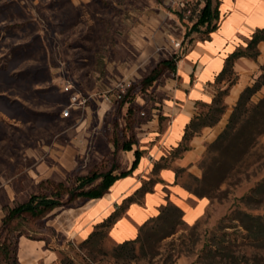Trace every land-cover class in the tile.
<instances>
[{
	"label": "rangeland",
	"instance_id": "rangeland-1",
	"mask_svg": "<svg viewBox=\"0 0 264 264\" xmlns=\"http://www.w3.org/2000/svg\"><path fill=\"white\" fill-rule=\"evenodd\" d=\"M201 5V0H0V219L5 209L30 195H52L55 186L51 182L61 184L60 202L69 204L55 208L42 220L14 225L23 232L18 238V264H168V258L175 257L188 231L179 216L174 218L173 233L153 224L132 249L119 256L106 229L91 244H82L56 230L50 221L60 210L77 205L78 197L72 200L70 196L79 190L82 178L113 167L114 174L123 171L117 161L121 149H116L113 140L132 139L134 128L150 118L145 105L139 106L135 99L157 100L154 88L173 71L147 89L140 82L161 60L178 58L193 39L204 37V26L187 33ZM159 31L163 37L156 40ZM177 42L179 47H174ZM66 84L88 100L84 108L62 117L69 104V93L63 89ZM258 92L260 99L264 87ZM103 99L110 108L104 114L102 132L95 130L87 138L88 153L75 170L62 169L57 161L60 153L69 151V141L86 118L89 129L97 126V101ZM209 106H200V112ZM104 141L113 150L102 147ZM93 148L100 150L99 158L90 155ZM258 165L212 193L211 205L200 220L201 233L213 229L236 207L237 198L264 175ZM239 207L264 212V202L258 209ZM226 230L236 243L243 241L240 227ZM21 237L38 242L34 253L25 246L19 250ZM239 249L264 264V249ZM190 261L180 256L172 264Z\"/></svg>",
	"mask_w": 264,
	"mask_h": 264
},
{
	"label": "crops",
	"instance_id": "crops-1",
	"mask_svg": "<svg viewBox=\"0 0 264 264\" xmlns=\"http://www.w3.org/2000/svg\"><path fill=\"white\" fill-rule=\"evenodd\" d=\"M217 9L216 29L205 31L203 38L193 39L184 53L179 54L175 70L154 88L157 100L145 101L142 96L135 99L139 106L145 105L150 118L134 128L129 149L117 152L120 169L128 173L116 179L102 195L80 197L77 205L56 213L50 221L56 230L76 241H84L98 225L115 214L107 227V235L111 242L118 244L134 239L139 227L168 204L180 208L187 224L204 216L209 201L195 196L190 188L202 176L200 161L206 145L214 141L224 128L239 94L251 85L264 63V41H259L255 58L242 56L234 61L232 70L236 82L223 97L226 109L218 123L202 127L184 140L186 126L200 113L199 107L210 105L217 92L226 88L225 80L217 81L226 58L246 47L252 34L264 27V0H219ZM158 33L156 40H161L163 34ZM257 94L259 92L254 95L256 99ZM97 104L99 123L89 129L90 122L86 118L78 125L68 143L69 151H62L57 159L62 169L75 170L82 155L88 153L87 138L95 130L102 132L103 117L110 104L104 99ZM102 145L113 150L110 142L104 141ZM182 145L187 148L178 150ZM90 155L99 158L101 153L93 148ZM141 188H145L143 194L129 201ZM37 243L21 237L19 250L25 246L34 253Z\"/></svg>",
	"mask_w": 264,
	"mask_h": 264
},
{
	"label": "trees",
	"instance_id": "trees-1",
	"mask_svg": "<svg viewBox=\"0 0 264 264\" xmlns=\"http://www.w3.org/2000/svg\"><path fill=\"white\" fill-rule=\"evenodd\" d=\"M201 2L197 18L189 27L188 34L198 32L202 26L205 27L206 32L213 31L217 27L219 0H201ZM259 41H264V27L252 34L246 47L234 51L226 58L224 67L217 77V81L225 80L227 82L226 88L217 92L206 112H200L191 119L185 129L184 140H188L198 133L202 127H211L218 123L226 109L223 97L227 94L229 87L236 82L232 65L236 59L242 56L255 58L258 55L256 46ZM177 59L174 56L161 60L143 77L140 82L142 88L147 89L162 75L174 71ZM259 69L260 74L255 78L253 84L247 85L239 94L224 128L214 141L206 145L205 153L200 161L202 176L195 180L190 188L195 196L207 198L209 207L210 199L213 198L212 193L220 189L222 184L228 183L235 176L244 174L255 164H259L258 167L264 169V143L262 142L264 137V96L257 102L252 100L254 95L264 87V63L260 65ZM126 95L127 93L120 96V99L125 98ZM130 141L131 137L125 138L121 143L114 139L113 144L116 149L124 150L129 149ZM186 148L187 146L182 145L178 150ZM204 157L206 158L204 159ZM135 163L136 161H134L133 167ZM114 169L113 167L101 173L92 172L85 176L79 182V190L73 192L70 197L92 198L102 195L116 179L128 173V171H121L114 174ZM96 180L98 182H95ZM51 184L55 186L52 195L33 194L25 202L5 209V213L0 219V264H18L16 254L18 238L23 235V232L15 229L16 223L25 224L30 221L42 220L48 217L55 208L69 205L60 202L59 196L63 194L64 190L60 188L61 184L53 182ZM199 185L202 187H198ZM144 191L145 188H141L135 193L136 197H130L128 200L138 199ZM68 200L67 202H70L71 198ZM237 200L239 203L235 204V208H231L228 214L221 217L213 229H205L203 233L200 232V220L204 216L192 224H187L182 219L180 208L173 204L163 206L156 216L151 217L139 227L138 234L134 239L118 243L113 248V252L119 256L127 252L128 249H132L133 245L142 239L145 230L153 224L159 225V228L162 229L168 227L169 233H173L174 218L179 216L180 220L188 226V231L175 257L168 258V264H172L180 256L191 258L189 264H258L260 258L255 255L248 257L239 248L244 246L258 250L264 249V212L251 213L250 210L241 209L239 204L245 207L252 205L258 209L264 202V175ZM114 218L115 214L98 225L82 241V244L94 242L102 229H106L107 232V227ZM237 227L243 230L241 235L243 241L240 244L229 238L232 233L226 230Z\"/></svg>",
	"mask_w": 264,
	"mask_h": 264
},
{
	"label": "built area",
	"instance_id": "built-area-1",
	"mask_svg": "<svg viewBox=\"0 0 264 264\" xmlns=\"http://www.w3.org/2000/svg\"><path fill=\"white\" fill-rule=\"evenodd\" d=\"M174 47H179V42H177ZM63 89L65 92L69 93V104L64 108L62 117H68L70 115L71 109L85 106L88 98L73 90L71 85L66 84Z\"/></svg>",
	"mask_w": 264,
	"mask_h": 264
}]
</instances>
